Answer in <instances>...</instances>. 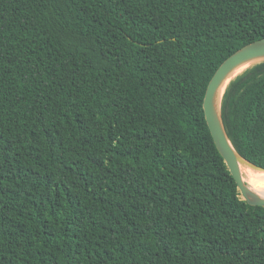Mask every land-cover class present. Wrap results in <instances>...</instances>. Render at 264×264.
<instances>
[{"label":"trees","instance_id":"16d2710c","mask_svg":"<svg viewBox=\"0 0 264 264\" xmlns=\"http://www.w3.org/2000/svg\"><path fill=\"white\" fill-rule=\"evenodd\" d=\"M264 0H0V264H264L203 112ZM264 168V60L228 83Z\"/></svg>","mask_w":264,"mask_h":264},{"label":"water","instance_id":"95a60500","mask_svg":"<svg viewBox=\"0 0 264 264\" xmlns=\"http://www.w3.org/2000/svg\"><path fill=\"white\" fill-rule=\"evenodd\" d=\"M261 57H263L261 60H264V37L245 44L229 55L219 65L209 80L202 102L203 112L210 134L237 185L242 199L250 205L257 206H264V197L252 190L243 180L240 163L262 172H264V168L246 160L232 145L222 121L221 101L228 83L237 75H234L228 80L231 72L239 65Z\"/></svg>","mask_w":264,"mask_h":264},{"label":"bare ground","instance_id":"6f19581e","mask_svg":"<svg viewBox=\"0 0 264 264\" xmlns=\"http://www.w3.org/2000/svg\"><path fill=\"white\" fill-rule=\"evenodd\" d=\"M261 59H263V57L239 65L238 67L235 68L236 70L234 69L231 72V74L228 77V80L232 78L234 75L240 73L246 67L250 66L251 63H254L255 61H259ZM240 171L243 180L248 184V186L252 190L256 191L260 196L264 197V172L252 169L251 167L243 163H240Z\"/></svg>","mask_w":264,"mask_h":264},{"label":"rangeland","instance_id":"374dc122","mask_svg":"<svg viewBox=\"0 0 264 264\" xmlns=\"http://www.w3.org/2000/svg\"><path fill=\"white\" fill-rule=\"evenodd\" d=\"M255 62H257V61H255ZM255 62H254V63H255ZM251 64H252V63H251ZM235 70H236V69H235ZM232 76H233V75H232Z\"/></svg>","mask_w":264,"mask_h":264}]
</instances>
